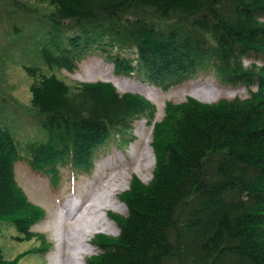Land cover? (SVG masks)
Segmentation results:
<instances>
[{
    "label": "trees",
    "instance_id": "16d2710c",
    "mask_svg": "<svg viewBox=\"0 0 264 264\" xmlns=\"http://www.w3.org/2000/svg\"><path fill=\"white\" fill-rule=\"evenodd\" d=\"M38 1L54 9L51 39L38 50L48 69L73 72L102 42L134 50L136 68L106 54L118 74L138 70L166 89L208 68L248 92L212 105L190 98L166 105L153 128L152 180L132 179L120 196L127 215L111 216L118 237L96 236L100 254L87 264H264V0ZM75 26L80 34L61 37ZM253 56L262 64L244 67ZM31 94L45 141L28 144L23 159L0 127V221L24 233L42 212L31 209L15 182L17 162L50 176L54 187L59 165L73 177L88 174L95 153L115 138L125 144L132 121L154 113L143 97L120 95L109 83L71 89L41 74ZM0 264L18 263L0 253Z\"/></svg>",
    "mask_w": 264,
    "mask_h": 264
},
{
    "label": "rangeland",
    "instance_id": "374dc122",
    "mask_svg": "<svg viewBox=\"0 0 264 264\" xmlns=\"http://www.w3.org/2000/svg\"><path fill=\"white\" fill-rule=\"evenodd\" d=\"M53 11V7L38 0H0V127L16 139L22 158L26 157L28 144L46 139L41 119L32 113L31 86L38 82L41 74L53 75L71 89L79 84L109 83L120 95L134 94L143 97L153 106L154 113L152 117L145 114L132 121L125 132V144L120 145L118 138H115L95 153L88 174L76 173L72 180L67 165H59V180L55 191L52 189L50 176L41 177L24 161L15 164L16 184L31 209L39 208L42 212V217L29 226L27 233L18 230L9 221H0V253L6 260H15L18 264H73V261H68L66 239L70 229L82 221L73 224L62 210L72 201L81 204L79 215L86 210L83 216L90 209L91 213L84 217H89L92 223L100 217L106 224L85 238L88 239V251L81 256V264H87L91 257L100 254L94 244L96 236L118 237L119 227L111 216L127 215V208L120 196L129 190L133 178L143 185L151 182L155 167L153 128L165 118L168 103L178 105L190 98L212 105L220 100L248 97L244 85L224 84L214 70L208 68L199 70L192 78L166 89L146 80L138 70L130 75L118 74L114 65L105 59L106 54L128 59L135 68L136 54L133 49H111L102 42L95 43L90 48L89 54L76 63L73 72L48 69L38 50L51 39L49 33L53 27L49 17ZM60 33L62 38L71 37L80 34V28L65 27ZM251 63L261 65L262 59L253 56L245 60L243 65L246 67ZM27 68L36 70V74L31 76ZM146 156L149 158L150 170H145L143 166L147 160L141 161ZM139 162L142 165L136 171ZM116 182L123 185L108 200L114 202L119 209L107 207L92 213V208L89 207L92 202L96 204L105 201L106 195L119 184ZM72 212L74 211H70ZM92 215L94 216L91 217ZM88 229L85 228V231ZM73 237L77 247L78 234L73 233L71 238Z\"/></svg>",
    "mask_w": 264,
    "mask_h": 264
},
{
    "label": "bare ground",
    "instance_id": "6f19581e",
    "mask_svg": "<svg viewBox=\"0 0 264 264\" xmlns=\"http://www.w3.org/2000/svg\"><path fill=\"white\" fill-rule=\"evenodd\" d=\"M143 160H147L146 164L143 165L144 169L145 170H150V162H149L148 156H146L145 158L142 157L141 161H143ZM141 165H142V163H140V162L137 163L136 168H135L136 171H138V169H139V167H141ZM116 183H119V182H116ZM122 185H120V183L116 184V186H114V188H112V190L110 191V194L106 195L105 201H103L101 203H96V204H94L95 202L93 201L92 204L89 206L90 208H92V213H95L96 211L99 212L100 210H105L107 207H114L116 209H119V207H117L114 202L109 201L108 199H110L111 195H113L115 191H117L119 188H121ZM80 212H81V208H78L76 211H74L72 213H68V214L65 213V216L68 218L69 221L73 222V224H75L77 222L79 223V222L82 221L81 224H75V226L70 229V232L68 233L69 235H68V237L66 239L68 241L67 242L68 261L69 262L73 261V264H81V262H80L81 256L86 254V252L88 251V247L86 246V242L88 241V239H85V238L89 234H91L95 229L106 225L104 223L103 219H100V217H99L98 221L94 220L93 223L89 219V217H84V215L91 213L90 209L83 216H82V214L84 212L81 215H79ZM93 216L94 215H92L91 217H93ZM87 224H90V225L87 226ZM84 227L85 228H89L88 231H85ZM73 233L78 234V240H79V243H78V246H77L78 248L75 246L74 237L71 238V235H73ZM61 239L65 240V238H61Z\"/></svg>",
    "mask_w": 264,
    "mask_h": 264
}]
</instances>
